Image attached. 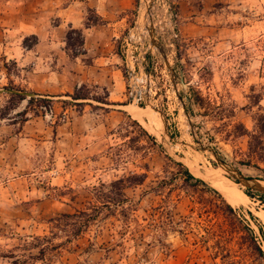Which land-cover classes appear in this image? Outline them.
<instances>
[{
	"label": "rangeland",
	"instance_id": "obj_1",
	"mask_svg": "<svg viewBox=\"0 0 264 264\" xmlns=\"http://www.w3.org/2000/svg\"><path fill=\"white\" fill-rule=\"evenodd\" d=\"M72 1L53 0V4L62 7ZM47 2L0 0V43L9 42L10 34L19 39L22 23L40 20ZM134 2V9L128 11L125 55L129 62L143 64L151 74V106L137 105L127 91L123 102L102 103L93 96L103 97L106 91L87 86L90 98L86 104L66 102L70 97L48 102L58 113L68 109L69 115L67 122L51 123L40 108L48 103L27 108L34 92L15 82L17 70L13 63L5 62L14 77L9 74L0 80V264H12L13 258L5 255L27 258V264H222L213 256L214 237L221 233L211 235V222L192 212L193 202L187 192H182L178 204H167L152 189L165 167L176 169L168 163L167 154L186 162L196 176L212 186L206 169L218 164L200 149L164 58L151 45L141 21L144 0ZM204 4L198 0L187 5L189 17L193 10H205L204 24L200 25L209 29L202 36L187 34L188 21L181 16L187 8L181 7V0H156L153 24L170 64L176 68L185 102L189 105L191 92L202 98L190 112L201 140L245 175L262 179L264 132L254 139L250 133L255 129V115L264 114V0H211L207 9ZM96 15L94 9L86 8L85 24ZM49 21V27L54 26L58 17ZM78 30L67 29L74 42ZM36 39L26 35L21 45L30 48ZM73 50L83 51V46ZM13 85L20 90L11 89ZM10 91L25 98L16 102ZM26 108L23 116L20 113ZM135 109L143 117L137 116ZM85 112L89 118L81 120L79 116ZM28 119H40L42 124ZM72 123L73 136L60 138L63 132L56 126L67 124L69 129ZM49 125L55 130H48ZM131 173H147V178L141 185L126 188L124 209L102 206L101 197L106 193L102 184ZM221 174L231 178L226 172ZM236 188L246 194L244 200L235 205L227 201L247 218L248 211L258 218L251 219V224L264 249V237L257 226L264 228V199L249 196L241 184ZM80 211L96 217L88 229L74 235L78 226L68 224L80 219ZM168 214L172 224H168ZM35 237L48 239L36 241ZM59 243L62 245L57 246ZM34 245L46 249L43 258H36L39 248ZM236 255L245 264H264L247 251Z\"/></svg>",
	"mask_w": 264,
	"mask_h": 264
},
{
	"label": "crops",
	"instance_id": "obj_2",
	"mask_svg": "<svg viewBox=\"0 0 264 264\" xmlns=\"http://www.w3.org/2000/svg\"><path fill=\"white\" fill-rule=\"evenodd\" d=\"M190 1L181 0V7H186ZM204 8L211 5V0H204ZM134 0H74L62 7H56L53 0H48L42 7L41 19L34 22H23V30L18 38L9 35L10 40L5 45L0 43V80L9 77L5 62H11L16 68L15 82L30 92L50 95L53 98H64L73 94L82 85L101 88L108 93L111 102L125 100L127 79L125 65L128 63V36L125 34L128 17L134 9ZM92 8L103 18L105 23L91 26L85 25L86 8ZM183 9L182 19L186 22L188 35L202 36L208 27L204 24V9L193 10L191 17ZM195 14V15H194ZM40 15V14H39ZM58 17V22L49 27L50 19ZM193 18L192 20H189ZM82 30L83 52L71 56L66 49L67 29ZM35 35L36 42L30 48L22 46V38ZM211 34V32H210ZM17 36V35H14ZM10 74V77H14ZM69 97V96H68ZM89 113L79 116L81 120L89 118ZM27 121L42 124L34 119ZM72 123L56 126L63 133L60 138L72 137ZM48 130L55 128L47 126ZM48 130H43L47 131Z\"/></svg>",
	"mask_w": 264,
	"mask_h": 264
},
{
	"label": "trees",
	"instance_id": "obj_3",
	"mask_svg": "<svg viewBox=\"0 0 264 264\" xmlns=\"http://www.w3.org/2000/svg\"><path fill=\"white\" fill-rule=\"evenodd\" d=\"M89 10L91 11V9ZM102 23H105L103 18L96 15L94 18L90 17L85 25L91 26ZM77 32L79 33V36L76 38L75 42L78 43L77 45L83 46L82 30H78ZM72 38V32L70 31L67 34V50L71 53V56L75 57L83 51L74 52L73 49L77 45L74 41H72ZM5 66L9 71L8 63H5ZM10 83L13 84L12 81ZM86 88L87 85H82L73 94L67 95V97H70V100L65 99L68 100L66 102L78 105L86 104L85 101L90 98L89 91H87ZM11 89H15L17 91L20 90V88L16 85H13ZM10 93L18 99L16 102L25 98L23 94L18 92L10 91ZM181 95L184 97L183 93H181ZM52 98L53 96L50 95L32 93L31 97L29 98L27 108H31L35 104L40 105L42 103H48L52 100ZM93 98L102 103H111L108 100L107 91L105 96H93ZM201 99V96L198 94H195L194 92L190 93L188 97L189 105L186 103L189 112L192 113L196 100ZM15 104L16 103L14 102V105ZM27 108L20 114L25 116L27 113ZM254 119L255 129L252 133H250L251 139L259 137L264 132V114L258 113L255 115ZM240 126H243V124L240 123ZM144 132L147 131L144 130ZM150 136L153 142L157 144L155 136ZM252 142L253 140L250 141L251 147L253 145ZM166 158L169 161L168 163L176 165V169H170V165L165 167L164 174L160 178L158 177L159 179H157V183L154 187H152V189L155 194L157 196H161L163 202H167V204L173 203L172 201H176L175 204H178L179 200H181L182 192H187V196L189 195L192 198V212L196 211L199 218H205L207 222H211V235H215L217 231L221 233L215 235L214 237V258H220L222 264H245L242 263V259L240 257H237L238 255H236V253H245L247 251L250 252V254H253L256 259L260 260V262H264V249L259 242V236L257 235L258 233L251 224V219L253 221H258V218L254 215V213L252 211H248L249 218H247L246 214L242 212V210H238L233 205H231L218 189H216L203 178L196 176L183 162L176 160L174 157L168 154L166 155ZM146 178L147 173H131L130 175L120 177L107 185L102 184L103 189H106V193L101 197L103 199L102 206L110 207L114 205L117 206V208L121 207L124 209V204L127 200L125 192L126 188L129 186L141 185L145 182ZM245 192L251 197L259 196L264 199L263 193L251 190L249 188L245 189ZM195 194H198L196 196L197 198H195ZM79 213L82 215L80 219L68 224L73 228L78 226V228L74 231V235H78L79 232H83L86 228L88 229V227L91 225L90 221L96 217V214H88L87 211H80ZM169 214V217L167 216L169 218L168 224H172L173 218H171ZM74 215L75 214H66V216L69 217ZM257 226L260 231V236L264 237L263 226L259 224H257ZM224 238H228L229 240L223 242ZM45 239L48 238L35 237L36 241H43ZM229 241L231 243H228ZM60 244L61 243H59L57 246L62 245ZM33 247L39 248V255H36V258H43L46 249L43 247L40 248L39 245H34ZM5 256L13 258L12 264L28 263L27 258L21 259L15 255Z\"/></svg>",
	"mask_w": 264,
	"mask_h": 264
},
{
	"label": "water",
	"instance_id": "obj_4",
	"mask_svg": "<svg viewBox=\"0 0 264 264\" xmlns=\"http://www.w3.org/2000/svg\"><path fill=\"white\" fill-rule=\"evenodd\" d=\"M155 1L156 0H150V2L148 3V6H146V14L150 15V20H149V22L144 23V26L149 33L151 45L154 48H157L159 50V52L162 54L164 61H165L166 65L170 71L171 82L174 86L177 97L183 106L184 113L188 119L189 127L191 128L193 135L195 137H197V143L199 144L200 149L210 153L212 155V157L214 158V160L216 161V163L218 164V167L223 169L235 182L241 184L242 186H244L246 188H249L251 190H254V191H257V192L264 194V180L263 179L256 178V177H250V176L245 175L238 167H236L235 165H232L231 163H228L227 161L222 159L219 152L212 145L205 144L201 140L199 135L197 134V132L195 130V124L192 121V118H191L189 109L187 108L184 97L181 95V92L179 91L178 78H177L176 71H175L174 67L170 64V60L168 57V53H167L165 44L159 39V37L157 35V31H156L154 24H153L151 14H152V9H153V6L155 4ZM146 105L151 106V102L148 101L146 103ZM165 133H167L166 127H165ZM176 160L183 162L191 170V167L186 162H184L183 160H179V159H176ZM206 170H208V168Z\"/></svg>",
	"mask_w": 264,
	"mask_h": 264
},
{
	"label": "built area",
	"instance_id": "obj_5",
	"mask_svg": "<svg viewBox=\"0 0 264 264\" xmlns=\"http://www.w3.org/2000/svg\"><path fill=\"white\" fill-rule=\"evenodd\" d=\"M177 37V34H174ZM127 79V96L132 99L137 105L151 102L152 88H151V74L147 73L144 69V65L137 63L135 60L128 61L126 64ZM138 68V72H137ZM40 108L44 111L45 117L51 123L55 122H67L69 121L68 109L58 113L55 106L51 103L41 105Z\"/></svg>",
	"mask_w": 264,
	"mask_h": 264
},
{
	"label": "bare ground",
	"instance_id": "obj_6",
	"mask_svg": "<svg viewBox=\"0 0 264 264\" xmlns=\"http://www.w3.org/2000/svg\"><path fill=\"white\" fill-rule=\"evenodd\" d=\"M150 0H144L142 5V23L149 22L150 15L146 14V6H148V3ZM141 27V26H140ZM135 113L137 116L143 117V113L135 109ZM195 163V162H194ZM207 163V162H206ZM196 172V171H195ZM205 172V170H204ZM208 173L206 175V178H208L214 187L221 190L224 195L226 196L227 200L231 204H238L239 202H242L244 200V197L246 194H243L241 190L236 188V186L240 185L237 182H232L231 178H229L226 175H223L221 173H225L223 169L220 167H208V170H206ZM201 176V175H200Z\"/></svg>",
	"mask_w": 264,
	"mask_h": 264
}]
</instances>
